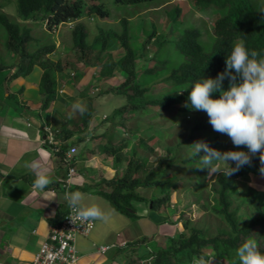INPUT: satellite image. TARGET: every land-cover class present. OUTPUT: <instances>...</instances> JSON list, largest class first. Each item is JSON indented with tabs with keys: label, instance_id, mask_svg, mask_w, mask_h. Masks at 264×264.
I'll return each instance as SVG.
<instances>
[{
	"label": "rangeland",
	"instance_id": "374dc122",
	"mask_svg": "<svg viewBox=\"0 0 264 264\" xmlns=\"http://www.w3.org/2000/svg\"><path fill=\"white\" fill-rule=\"evenodd\" d=\"M176 8L182 9V15L178 19L179 24L174 23L171 15L174 14ZM110 11L111 14L108 17L95 14L87 15L76 20L71 19L61 22L51 28L48 26L47 20L43 19L40 14L28 19L21 16L17 10L15 0H0V13L6 14L11 21L17 22L21 26L29 27L32 35L39 39V44L31 43L28 46L30 51H35L41 46H54L47 53L40 54L39 58L41 61H51L53 69L57 68L58 65L61 67V70H53L56 79L58 78L57 87L65 88L66 85L73 84L74 73L76 74L77 69L88 68L91 70L92 76L90 74L88 82L85 81L81 85L73 84L74 88H72L76 90V99L74 102H70L71 109H68L67 112L69 119L76 120L77 128H80L83 125L84 111L88 110L90 105L93 106L94 110L91 112L90 125L88 124L89 127H86L87 131L84 132V135L92 136L95 139V151L104 153L101 160L111 158L115 163V171L111 176L114 177L115 174H120L125 169L127 160L131 156L145 159L147 166L151 167L155 166L158 160L169 155V148L174 149L176 163L167 175L176 181L178 188L171 191L170 202L163 209V212H152V214L156 213L152 216L156 220V225L160 226L161 233H159V236L154 234L155 238L150 241V245H154V243L164 245L171 237L184 232L182 223L185 219H190L192 224L203 229L209 235L228 229L223 219L212 210L214 204L212 186L218 173L208 174L206 169L196 166L197 163H184L182 159L188 157L187 154L192 147L191 144L196 141L203 140L211 147L226 151L234 147L230 138L225 134L214 131L208 122L207 114L203 111L185 113L174 108L170 112H165L159 110L156 106L144 105L142 102L143 105L139 109H129L126 120L119 114L111 119L115 110L126 103L124 95L113 91L114 86L125 78V73L119 67L110 70L114 73L112 76H106L103 72L111 68V62L119 60L126 54V48L119 38L123 18L128 21L130 42L136 48L138 54L135 63L140 75L142 69L145 68L143 66L151 67L154 65L156 55L162 54V52L163 55L165 54L163 49H158L160 39H166L168 36H178L179 30L188 25L201 30V40L206 44V47H209L213 39V23L218 13L213 9L202 10L197 8L194 0H152L133 5L115 4L111 6ZM80 20L87 27L89 33L87 40L89 45L92 46L87 50L84 61L77 59L71 35L76 22ZM175 26H178V28L175 29ZM116 33L118 34L116 35ZM151 34L152 37L150 38ZM6 36L5 27L0 22V68L5 70L2 71V74L9 72L10 67L14 68L19 61L18 53L6 46ZM101 36L106 37L107 47L99 58ZM169 55L177 56L175 45L171 46ZM178 63V61L170 62L160 76L168 73ZM42 72L43 68L36 64L28 73L23 74L26 78L18 84L20 85L21 82L29 86L33 84L37 86V90L40 87ZM139 79L142 83L153 81L146 73L141 74ZM83 80H85L84 77ZM5 83L9 82L5 81ZM167 85L168 83L164 81L157 82L152 91L158 92L163 86ZM61 93V89H56V95L52 99V101H57L59 112L63 111V104H66L65 101L68 100L59 101L58 97ZM39 94L38 100L40 101L37 104L40 105L42 103L40 91ZM134 101L138 102L139 99L137 98ZM75 104H79L83 111L74 108L73 105ZM67 118L66 116L62 121L69 120ZM198 120L204 123V128L196 130ZM122 121L124 122L123 126L121 125ZM105 132L113 134L111 135L112 138H109L107 134L104 135V138L98 137ZM111 144L120 148L117 152L122 158L120 162L115 160V153L110 155L107 151L111 148ZM94 162L97 164V158ZM248 186L255 188L259 195L264 198V176L257 172L236 179L235 187L237 191L232 194V205L237 209L236 216L239 220L248 219L252 215V209L247 202L242 203L240 198H236V195L244 192ZM139 190L150 197L158 192V189L153 190L151 187H142ZM104 202H107L108 205L106 206H110L108 201ZM140 206L145 212H151L150 204L148 206L142 203ZM238 206H240L239 209ZM166 220L168 222H165ZM132 224L133 228H138V223L134 222ZM151 237L149 236L148 239H152ZM112 239L113 236L106 231L105 221L96 220L95 228L91 234L87 237L79 236L77 245L80 252L90 253L91 255L97 253L96 248L99 245L113 243ZM111 250L116 251L115 248ZM209 251L212 252L211 249ZM135 257L134 255L133 258ZM218 261L219 264H228L226 259Z\"/></svg>",
	"mask_w": 264,
	"mask_h": 264
},
{
	"label": "trees",
	"instance_id": "16d2710c",
	"mask_svg": "<svg viewBox=\"0 0 264 264\" xmlns=\"http://www.w3.org/2000/svg\"><path fill=\"white\" fill-rule=\"evenodd\" d=\"M17 10L21 16L28 19L38 14L47 20L48 26L53 27L67 20H76L87 15H99L108 17L111 14V6L115 4L133 5L143 1L152 0H15ZM197 8L202 10L213 9L218 15L213 23V39L209 47L201 40V30L195 26L188 25L179 30L178 36L161 38L158 49H163L165 54L156 55L154 65L142 69L141 74L146 73L152 78L151 83H142L139 79V70L136 66L138 54L136 48L130 42V29L126 18L122 19V31L119 38L126 48V54L119 60L111 62V68L103 71L104 74L114 75L110 70L119 67L125 73V78L113 88L118 94L124 95L126 103L115 110L111 119L117 114L126 120L129 109L137 110L143 104L153 105L161 111L170 112L176 108L180 112H193L189 107H185L191 82L201 76L215 77L225 68V59L230 51L233 41L239 39L250 49L258 52L264 51V13L258 8L264 5V0H194ZM175 24H179V16L182 9L176 8L171 14ZM0 22L6 30V46L8 49L18 53L19 61L15 64V71L11 77L23 76L31 68L39 64L43 68L40 92L42 95V108L46 109L56 95L57 80L54 75L55 69L61 70L58 65L52 68L51 61H41L39 55H43L52 50L54 46H41L35 51L29 50L31 43L39 44V39L32 35L31 29L21 26L19 23L11 21L4 13H0ZM173 23V25H175ZM178 26H175V29ZM118 33H116L117 35ZM72 45L77 54V59L84 61L88 49L92 46L88 43V30L81 20L76 22L72 30ZM152 34L150 35V38ZM101 53L107 47L106 37L101 36ZM175 45L177 56L169 55L171 46ZM168 54V55H167ZM179 63L173 66L168 73L160 76L170 62ZM86 63V62H85ZM11 68V67H10ZM2 68H0L1 70ZM160 76V77H159ZM168 83L158 92H153L157 82ZM229 81L225 78L223 86L228 87ZM189 87V88H185ZM213 95H219L214 93ZM139 99L135 102V99ZM143 102V104H142ZM93 106H89L84 111L83 125L87 127L93 111ZM204 112V111H203ZM124 121V120H123ZM121 122V124L124 122ZM204 128V123L197 121L195 129ZM110 138V136H108ZM192 137V134H191ZM144 141V140H143ZM243 147V146H241ZM120 148L111 144L107 151L115 153V160L120 162L118 155ZM169 155L161 158L155 166L148 167L146 160L141 157L131 156L127 160L125 169L120 174L104 180V186L97 188L96 192L102 194L110 202L112 207L135 220L141 216L138 214V204L144 203L149 206L151 212H163L170 202L172 190H176L178 185L167 174L175 162L174 149L169 148ZM107 153V152H106ZM62 154V153H61ZM184 163H198V158L182 159ZM259 168L258 155L252 158L250 166L246 165L231 176L218 173L215 177L212 191L214 193V204L212 210L218 214L228 226L226 230H220L217 234H206L205 231L190 219L183 220L184 232L178 236H173L164 245L154 243L151 245L152 253L147 251L141 242L147 238L143 237L132 242H128L126 247H117L118 255L123 258L120 264H138L139 258H146L153 254L150 264H185L193 260L194 257L205 256L204 249L213 248L215 260L211 264H219L218 260L226 259L228 264H236L235 248L243 239L253 236L257 239L260 247L264 250V198L259 192L248 186L244 192L236 195L242 203L247 202L252 209V215L248 219L239 220L233 207V193L237 191L236 179L244 177L250 173H257ZM207 170V169H206ZM147 187L158 189L156 195L147 196L140 192V188ZM240 206H238V209ZM66 210L59 209L54 217L49 218L51 224L60 223ZM163 221V220H162ZM165 222H168L167 220ZM136 256L133 258V256ZM125 259V260H122ZM136 261V262H135Z\"/></svg>",
	"mask_w": 264,
	"mask_h": 264
},
{
	"label": "crops",
	"instance_id": "0c3cea01",
	"mask_svg": "<svg viewBox=\"0 0 264 264\" xmlns=\"http://www.w3.org/2000/svg\"><path fill=\"white\" fill-rule=\"evenodd\" d=\"M9 70L5 74H2L5 70H0V264L32 263L48 238L49 218L54 217L59 209L67 210L64 196L67 191H80L85 203L95 202L103 206L107 215L104 220L106 231L113 236V243L137 240L144 235L153 239L154 234L159 236L160 226L153 219L156 213H147L138 206L141 217L132 220L116 211L106 197L96 192L97 188L104 186L105 179L113 177L115 163L111 158L101 160L104 153L95 151V139L84 135L86 127L77 128V121L69 119L67 112L71 109L70 102L76 99L73 84L81 85L87 81L90 74L92 76L91 70L77 69L73 84L57 87L62 91L58 100L68 99L62 112L58 111L54 100L43 109L42 103L37 104L40 89L36 90L37 86L25 85L24 82L19 85L18 82L26 76L11 77L15 67ZM66 116L69 120L63 122ZM45 124H50L55 130V141L61 144L64 153L72 146L77 148L74 153L76 173L67 186H64L68 174L64 153L54 151L53 145L45 142ZM106 134L112 138L113 134L107 132L98 137L104 138ZM96 158L97 164L94 162ZM26 165L43 170L50 183L44 189L34 188L33 172ZM104 201H108L110 206H106L108 204ZM134 222L138 223V228L131 226ZM114 251L91 255L81 251V264H120L123 256L118 255L117 249Z\"/></svg>",
	"mask_w": 264,
	"mask_h": 264
},
{
	"label": "clouds",
	"instance_id": "9594fccd",
	"mask_svg": "<svg viewBox=\"0 0 264 264\" xmlns=\"http://www.w3.org/2000/svg\"><path fill=\"white\" fill-rule=\"evenodd\" d=\"M258 10L264 13V5ZM225 78L229 81L227 88L223 86ZM189 87L184 106L204 111L213 130L230 138L234 147L221 151L211 147L206 141L199 140L191 144L188 158H198L196 166L207 169L208 174L223 173L231 176L242 167L250 166L252 158L258 155V172L264 176V51L250 49L243 41L237 39L233 41L226 55L224 70L215 77L203 75L191 82ZM214 93L219 95H213ZM73 107L83 111L79 104ZM26 167L33 172L34 188L44 189L50 183L49 176L43 170L33 165ZM64 196L68 208L81 225L86 226L93 220L96 224V220L107 219L105 209L95 202L85 203L84 195L80 191H67ZM69 217L75 222L72 215ZM143 237L147 239L141 242L142 245L152 253L150 241L154 239L151 237L149 240L148 235ZM128 242L132 241L115 243L116 246L113 248L126 247ZM204 254L205 256L194 257L185 264H211L215 260L213 248H205ZM235 257L236 264H264V250L253 236L243 239L238 244L235 248ZM152 258L153 254L139 258L138 264H150Z\"/></svg>",
	"mask_w": 264,
	"mask_h": 264
},
{
	"label": "built area",
	"instance_id": "2783aa9c",
	"mask_svg": "<svg viewBox=\"0 0 264 264\" xmlns=\"http://www.w3.org/2000/svg\"><path fill=\"white\" fill-rule=\"evenodd\" d=\"M44 129L47 134L45 142L52 144L54 151L64 153L61 144L55 141V130L50 124H45ZM75 151L76 148L71 147L63 154V159L68 166L64 186L70 184L76 173V160L73 157ZM69 215L75 219L74 213L67 206L63 220L60 223L51 224L48 238L40 246L31 264H81L83 255L78 248L77 238L89 235L95 227V220L88 222L85 226L81 225L78 219H75V222L71 220ZM115 246V243L101 244L96 250L98 253H106Z\"/></svg>",
	"mask_w": 264,
	"mask_h": 264
}]
</instances>
